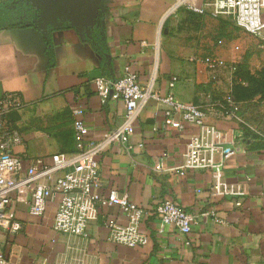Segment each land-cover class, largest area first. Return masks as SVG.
Returning <instances> with one entry per match:
<instances>
[{"label":"crops","instance_id":"1","mask_svg":"<svg viewBox=\"0 0 264 264\" xmlns=\"http://www.w3.org/2000/svg\"><path fill=\"white\" fill-rule=\"evenodd\" d=\"M105 6L97 45L67 26L53 30L42 47L27 25V2L0 0V99L14 94L25 105L10 114L22 136L13 152L22 158L23 173L36 159L52 164L54 156L78 150L72 114L78 107L85 110L88 144L120 127L124 103H103L94 80H117L126 72L137 74L143 86L154 80L161 96L202 107L206 122L225 135L223 148L235 155L220 176L216 169L178 174L174 169L183 164L200 129L179 115L175 120L183 129L167 125L164 108L151 99L128 142L116 141L98 157L99 193L107 197L117 190L146 211L140 231L148 244L129 248L110 241L107 224L128 223L119 207L101 206L84 240L54 230L58 199L48 203L43 217H34L29 194L14 193L9 209L21 230L2 233L3 253L11 264H264V149L249 139L237 115L220 105L228 98L224 63L213 69L204 63L221 53L211 38L225 36L224 27L233 22L175 10L174 0H105ZM206 33L207 49L202 44ZM164 201L215 216L200 217L192 233L183 236L162 224L156 209Z\"/></svg>","mask_w":264,"mask_h":264},{"label":"built area","instance_id":"2","mask_svg":"<svg viewBox=\"0 0 264 264\" xmlns=\"http://www.w3.org/2000/svg\"><path fill=\"white\" fill-rule=\"evenodd\" d=\"M174 2L175 10L185 8L201 16L230 20L264 44V0ZM204 63L212 69L222 65L214 56L207 57ZM176 81L177 78H174L173 82ZM94 84L103 103L108 100L124 103V123L103 140L88 144L89 129L84 119L85 110L82 107L74 109L73 125L78 150L72 154L54 156L52 164L45 163L43 159H36L25 174L22 158L13 152L15 146L22 144V136L9 120L11 113L22 110L25 105L14 94L0 99V264H11L1 249L2 233L15 234L21 230L15 213L9 209L14 193L20 196L29 194L30 214L34 217H43L48 203L58 199L54 230L58 234L84 240L88 239V229L97 221L101 206L119 207L126 215L128 223L107 224L110 241L129 248L148 244L149 238L140 231L146 211L135 205L127 194L117 190L111 191L107 197L99 193L103 183L98 157L106 152L112 143L128 142L134 123L151 99L164 108L167 125L183 129V123H186L200 129V134L193 137L188 145L183 164L174 169L175 172L183 175L187 171L216 169L220 176L225 162L235 155L232 149L223 148L225 135L217 127L206 122L207 115L202 107L179 102L173 95H159L154 90V80L143 86L137 74L126 72L117 80L99 77L94 80ZM227 102L235 107L233 114H236L234 100L229 97ZM176 115L182 118L183 123L175 120ZM218 156L221 157L220 161ZM216 189L221 190L219 185ZM156 211L164 226L175 227L183 236L192 233L200 217L215 216L214 212H188L172 201H164Z\"/></svg>","mask_w":264,"mask_h":264},{"label":"rangeland","instance_id":"3","mask_svg":"<svg viewBox=\"0 0 264 264\" xmlns=\"http://www.w3.org/2000/svg\"><path fill=\"white\" fill-rule=\"evenodd\" d=\"M232 24L224 27L225 36L211 38L212 44L206 33L202 44L206 49L208 43L209 47L213 44L220 47V55L214 57L225 65L222 80L227 85L225 93L236 103L237 117L246 128L249 139L264 145V44ZM212 27L211 23L206 24V31L211 32Z\"/></svg>","mask_w":264,"mask_h":264},{"label":"water","instance_id":"4","mask_svg":"<svg viewBox=\"0 0 264 264\" xmlns=\"http://www.w3.org/2000/svg\"><path fill=\"white\" fill-rule=\"evenodd\" d=\"M29 5L27 25L36 33L42 47L48 46L53 30L74 28L83 41L97 45L96 35L102 26L105 0H25Z\"/></svg>","mask_w":264,"mask_h":264},{"label":"trees","instance_id":"5","mask_svg":"<svg viewBox=\"0 0 264 264\" xmlns=\"http://www.w3.org/2000/svg\"><path fill=\"white\" fill-rule=\"evenodd\" d=\"M201 16V15H200ZM220 105L222 106V108L227 112V113H233L235 112V107H232L227 100L226 101H221ZM237 107V106H236ZM238 107H237V111H236V115L238 114ZM9 120H10V115H9ZM10 122L12 123V121L10 120ZM258 147L264 149V145L262 144H258Z\"/></svg>","mask_w":264,"mask_h":264}]
</instances>
